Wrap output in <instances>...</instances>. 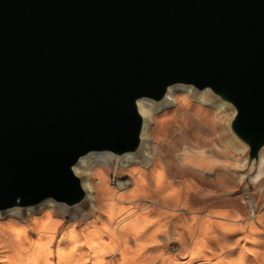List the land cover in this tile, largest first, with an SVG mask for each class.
Listing matches in <instances>:
<instances>
[{
    "label": "water",
    "instance_id": "1",
    "mask_svg": "<svg viewBox=\"0 0 264 264\" xmlns=\"http://www.w3.org/2000/svg\"><path fill=\"white\" fill-rule=\"evenodd\" d=\"M191 86L264 151V0H0V213L90 199L75 167L141 157L142 99Z\"/></svg>",
    "mask_w": 264,
    "mask_h": 264
},
{
    "label": "rangeland",
    "instance_id": "2",
    "mask_svg": "<svg viewBox=\"0 0 264 264\" xmlns=\"http://www.w3.org/2000/svg\"><path fill=\"white\" fill-rule=\"evenodd\" d=\"M193 101L177 91L169 105L153 102L151 163L122 170L110 160L92 174L77 171L84 183L89 178L94 207L91 199L75 209L54 207L49 229L32 227L39 207L38 214L22 213L26 222L4 213L0 223L30 231L0 233V264H30L31 255L16 251L18 243L28 253L45 244L53 254L41 264H59L61 241L80 247L70 264H264V173L251 180L259 166L247 165L245 147L229 129L232 110L203 105L207 110L197 113ZM199 156L214 163L187 160Z\"/></svg>",
    "mask_w": 264,
    "mask_h": 264
},
{
    "label": "bare ground",
    "instance_id": "3",
    "mask_svg": "<svg viewBox=\"0 0 264 264\" xmlns=\"http://www.w3.org/2000/svg\"><path fill=\"white\" fill-rule=\"evenodd\" d=\"M177 91H183L187 93L190 97H192L195 106H196V112L200 113L202 110H207L206 107L203 105L211 106L216 110L217 113H221L222 111H225L227 108H229V104H227L224 101L213 99V97L210 95L208 91L204 92H196L191 86H184V85H176L173 87H170L167 93V96L165 100L163 101V104L169 105L175 101V93ZM210 107V108H211ZM139 109L142 115L145 118V124L142 132V144L139 153L141 154V157H137V155H130L127 154L123 157H121L119 163L114 166V168H120L122 170H125L130 165L134 164H140L143 166L142 162L146 161L148 163H151L152 159V152H151V132H150V119H151V113L152 110L156 109L153 102L142 99L139 101ZM110 157L108 154H98L91 156L89 158H83L79 162V164L75 167V170H82L86 171L88 174H92L95 170L97 165H102L104 167H109V161ZM194 160H188V162L201 166V167H207L211 166L214 162L212 159L204 158V157H195ZM143 160V161H142ZM263 158H261L260 165L258 171L252 176L251 180L258 182L263 177V169H262V163ZM89 186V197L91 199L92 207H94L93 203V195H92V187H90L89 178L86 180V183H84ZM120 197V196H119ZM118 197V198H119ZM122 197V196H121ZM56 205L52 201H46L42 203L39 208L40 212L42 214L37 219H34L32 221V227L37 226L42 229H49L54 225L52 218L49 216L50 214L55 212ZM60 210L63 211L61 207H59ZM49 210L50 212L47 213L46 211ZM30 212L33 214H38L34 209H29V216ZM9 215H13L18 217L21 221L26 222L24 220L25 217L22 216L21 212L19 210H10L7 212ZM91 216V215H90ZM23 217V218H22ZM73 217H77L74 215ZM72 217V218H73ZM0 218H5L3 213H0ZM78 218V217H77ZM122 221V220H121ZM56 225V224H55ZM27 227L23 228L21 226H17L14 222L7 221L5 223H0V233L1 234H19V235H26L29 233V229H26ZM37 236V235H36ZM16 237V236H15ZM20 238V237H19ZM17 239V237H16ZM76 241V240H75ZM15 249L18 253L31 255V258L29 259L30 264H41V262H47L50 259V256L53 254V250L49 249L45 244H37L32 246L30 253L25 251V247L22 246V244H15ZM80 247L76 243H72L68 246V241H61L58 248H57V258L59 264H70V262L73 261V259L78 258L80 256ZM75 261V260H74ZM73 261V262H74ZM49 263V262H48ZM49 264H52L51 262Z\"/></svg>",
    "mask_w": 264,
    "mask_h": 264
},
{
    "label": "built area",
    "instance_id": "4",
    "mask_svg": "<svg viewBox=\"0 0 264 264\" xmlns=\"http://www.w3.org/2000/svg\"><path fill=\"white\" fill-rule=\"evenodd\" d=\"M114 181L119 182V185H121V187H126V186H129V184H130L128 182V180H126V181L121 180L120 181V179H118L116 176L114 177Z\"/></svg>",
    "mask_w": 264,
    "mask_h": 264
}]
</instances>
